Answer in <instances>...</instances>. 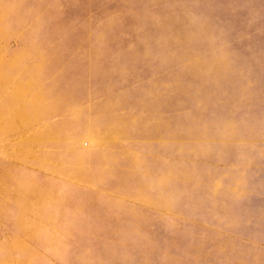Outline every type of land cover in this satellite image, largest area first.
Returning <instances> with one entry per match:
<instances>
[{"label": "rangeland", "instance_id": "1", "mask_svg": "<svg viewBox=\"0 0 264 264\" xmlns=\"http://www.w3.org/2000/svg\"><path fill=\"white\" fill-rule=\"evenodd\" d=\"M0 264H264V0H0Z\"/></svg>", "mask_w": 264, "mask_h": 264}]
</instances>
